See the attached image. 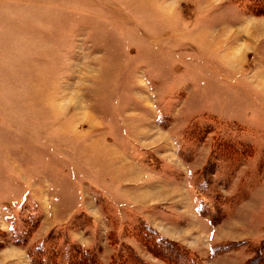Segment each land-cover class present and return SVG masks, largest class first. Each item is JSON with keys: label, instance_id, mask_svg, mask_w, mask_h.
<instances>
[{"label": "rangeland", "instance_id": "rangeland-1", "mask_svg": "<svg viewBox=\"0 0 264 264\" xmlns=\"http://www.w3.org/2000/svg\"><path fill=\"white\" fill-rule=\"evenodd\" d=\"M263 37L264 0H0V264L252 257Z\"/></svg>", "mask_w": 264, "mask_h": 264}, {"label": "trees", "instance_id": "trees-1", "mask_svg": "<svg viewBox=\"0 0 264 264\" xmlns=\"http://www.w3.org/2000/svg\"><path fill=\"white\" fill-rule=\"evenodd\" d=\"M145 230H148V232L151 233L150 230H152L149 226L145 227ZM152 232L154 233H151L152 236H155L158 235V233L154 230H152ZM159 239L158 240H162V238H160L159 236H157ZM262 247H264V242H262L260 248H257L255 251H253V256L250 257L249 259L246 260L245 263L243 264H263L264 263V256H263V252H262ZM73 254L70 253V251H68V249L66 251H64V254H63V257H64V260L67 261V264H70L73 263L72 261L74 260V258H72ZM90 256L92 258L89 259V261H94L92 262V264H97L95 261L97 260V257L96 255H91ZM80 257H82V255H80ZM192 261V260H191ZM99 264V263H98Z\"/></svg>", "mask_w": 264, "mask_h": 264}, {"label": "crops", "instance_id": "crops-1", "mask_svg": "<svg viewBox=\"0 0 264 264\" xmlns=\"http://www.w3.org/2000/svg\"><path fill=\"white\" fill-rule=\"evenodd\" d=\"M248 37H250V35L247 36V38H248ZM252 38H254L253 35H251V39H252ZM261 39H262V40H261V45H262V44H264V37L261 38ZM245 46H246V45H245ZM263 46H264V45H263ZM263 78H264V77H262L261 80H262ZM259 80H260V79H259ZM263 80H264V79H263ZM257 81H258V80H257ZM257 81H255V80L253 81L254 85L256 86V88H257L258 90L264 92V84H262V83H264V81H262V83H261L262 85H259V84L255 83V82H257Z\"/></svg>", "mask_w": 264, "mask_h": 264}]
</instances>
